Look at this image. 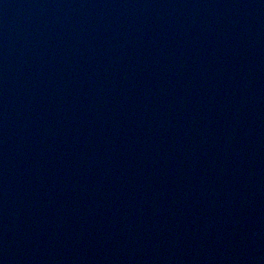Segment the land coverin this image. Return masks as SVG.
<instances>
[{
    "label": "water",
    "instance_id": "1",
    "mask_svg": "<svg viewBox=\"0 0 264 264\" xmlns=\"http://www.w3.org/2000/svg\"><path fill=\"white\" fill-rule=\"evenodd\" d=\"M0 264H264V0H0Z\"/></svg>",
    "mask_w": 264,
    "mask_h": 264
}]
</instances>
